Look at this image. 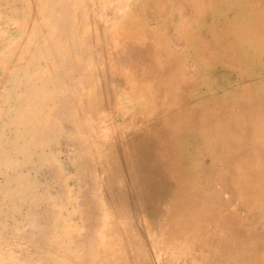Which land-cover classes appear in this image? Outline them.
<instances>
[{"label":"bare ground","instance_id":"bare-ground-1","mask_svg":"<svg viewBox=\"0 0 264 264\" xmlns=\"http://www.w3.org/2000/svg\"><path fill=\"white\" fill-rule=\"evenodd\" d=\"M205 1L0 0V264H264V62L220 184L197 164L223 136L192 125L222 112L183 114L170 49ZM246 34L264 48V3Z\"/></svg>","mask_w":264,"mask_h":264},{"label":"rangeland","instance_id":"rangeland-1","mask_svg":"<svg viewBox=\"0 0 264 264\" xmlns=\"http://www.w3.org/2000/svg\"><path fill=\"white\" fill-rule=\"evenodd\" d=\"M262 3H264V0H206L202 3L203 9L200 12L196 10L197 16H194V19L190 16L186 17V39L182 38L180 44H174L173 42L171 44L170 52L172 56L174 50L182 53L183 62L187 67L184 86L188 97L184 102L185 110L183 114L188 117V113L193 111L194 108L206 109L209 110V113L212 110L222 112L211 122L200 119L192 125L197 135H200L201 132L211 137L213 143L215 137L223 136L214 155L209 150L204 155L203 147L199 144L201 160L197 166L202 180L205 172L211 176L210 179L215 178L214 180L218 184L228 177V172L224 169L220 159L229 153L232 143H236V137L229 131V127L233 125L232 120L241 117L240 107L246 102L243 97L246 94L255 96L254 92L258 90L259 78L257 77L258 67L256 63L264 62L262 58L264 48L258 49L255 46L247 45L246 42L249 36L246 34L240 37L239 35L243 33L247 26L248 10L259 7ZM187 29H189V32H187ZM256 51H259L262 57L255 58ZM242 56H246L248 59L243 60ZM248 60H254L253 67H245V62ZM236 71H238L236 75L244 71L247 77L242 81L233 76L235 80L227 78L224 81L223 78H216L215 75H212L215 72L235 75L234 72ZM196 99L201 102L192 101ZM189 108L192 109L188 110ZM171 112L173 111L171 110ZM202 140L207 143V138ZM189 149L191 148L189 147ZM210 167H214L212 168L214 171L209 172ZM187 168L191 169V167ZM185 178L188 196L195 194V190L205 189L201 186L204 182H199L197 186H193L190 185L195 182L194 179L191 180L193 176L185 175ZM236 180L239 181L237 177ZM192 187L195 190L191 189ZM237 197L239 198L237 200L238 204L245 205L247 201L253 199L254 194L243 196L241 193ZM171 205L172 203L170 207ZM256 209L260 210L257 207ZM234 213L239 216L244 215L236 207ZM159 219H161V215L156 214L155 220ZM153 230L154 234H158L159 225L155 224ZM196 264H198V261Z\"/></svg>","mask_w":264,"mask_h":264}]
</instances>
